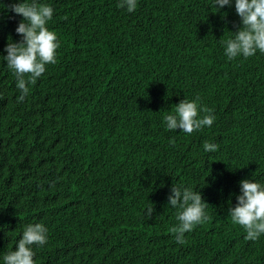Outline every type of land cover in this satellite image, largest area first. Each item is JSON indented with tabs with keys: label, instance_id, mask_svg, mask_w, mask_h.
I'll return each instance as SVG.
<instances>
[{
	"label": "trees",
	"instance_id": "trees-1",
	"mask_svg": "<svg viewBox=\"0 0 264 264\" xmlns=\"http://www.w3.org/2000/svg\"><path fill=\"white\" fill-rule=\"evenodd\" d=\"M11 2L0 0L5 55L8 38L20 40ZM43 2L60 47L22 101L0 55V254L41 222L35 264H264V234L245 239L228 214L240 180L264 183V53L225 56L221 41L242 27L234 4ZM184 98H199L213 124L167 130L162 116ZM172 184L207 202L182 244Z\"/></svg>",
	"mask_w": 264,
	"mask_h": 264
},
{
	"label": "clouds",
	"instance_id": "clouds-1",
	"mask_svg": "<svg viewBox=\"0 0 264 264\" xmlns=\"http://www.w3.org/2000/svg\"><path fill=\"white\" fill-rule=\"evenodd\" d=\"M233 4L242 27L221 41L225 56L233 60L247 58L257 52L264 53V0H212L218 11ZM117 6L133 12L137 0H118ZM4 7L22 16L15 28L20 40L9 37L4 47L6 55L0 54L6 61V67L16 77V88L20 90L16 99L22 101L29 92L28 85L45 72L46 65L56 62L60 40L56 32L47 27L54 12L50 4L43 0H12ZM198 99L184 98L175 104L174 110L162 116L164 127L167 130L179 128L190 134L211 126L215 116L211 109L199 104ZM202 147L205 152H213L218 145L204 141ZM239 188L236 203L229 206L228 214L232 222L242 226L245 239L255 241L264 234V183L242 179ZM206 203L199 191L183 184L171 185L168 204L177 209V223L171 228L177 243L182 244L186 232L208 219ZM152 213L153 207H148L146 214L151 216ZM46 242L45 225L41 222L29 223L16 240L15 249L0 254V264H35L33 245L43 246Z\"/></svg>",
	"mask_w": 264,
	"mask_h": 264
}]
</instances>
